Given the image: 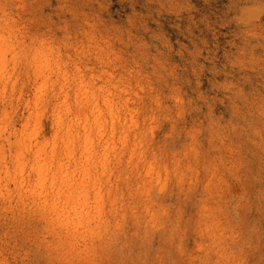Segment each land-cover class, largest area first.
<instances>
[{
  "label": "clouds",
  "instance_id": "9594fccd",
  "mask_svg": "<svg viewBox=\"0 0 264 264\" xmlns=\"http://www.w3.org/2000/svg\"><path fill=\"white\" fill-rule=\"evenodd\" d=\"M0 264H264V0H0Z\"/></svg>",
  "mask_w": 264,
  "mask_h": 264
}]
</instances>
